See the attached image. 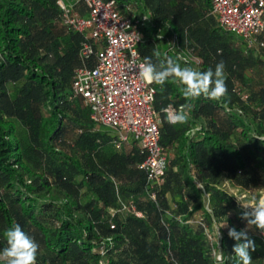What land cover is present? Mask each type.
<instances>
[{"label":"trees","instance_id":"16d2710c","mask_svg":"<svg viewBox=\"0 0 264 264\" xmlns=\"http://www.w3.org/2000/svg\"><path fill=\"white\" fill-rule=\"evenodd\" d=\"M113 1L138 23L142 60L181 57L199 71L222 61L227 95L192 100L187 122L172 125L162 109L188 103L181 86L151 84L166 166L149 189L144 152L115 148L71 98L88 40L62 24L57 0H0V250L19 224L39 245L37 264H238L235 228L255 243L252 264H264V232L223 188L264 192V77L253 86L248 73L264 65V32L248 47L218 26L210 0ZM74 10L87 15L83 2Z\"/></svg>","mask_w":264,"mask_h":264},{"label":"built area","instance_id":"2783aa9c","mask_svg":"<svg viewBox=\"0 0 264 264\" xmlns=\"http://www.w3.org/2000/svg\"><path fill=\"white\" fill-rule=\"evenodd\" d=\"M210 1L220 28L243 38L248 47L263 45L257 36L264 32V0ZM78 2L86 6L85 17L74 10ZM57 4L62 24L88 40L81 44V66L74 73L71 98L82 100L94 124L112 130L115 148L135 144L144 152L138 168L145 173L149 189L161 184L166 153L159 144L161 120L153 108L154 89L139 77L143 60L137 49L138 23L124 16L113 0H57ZM149 197L154 200V192ZM125 208L134 211L132 205ZM216 258L220 261V254Z\"/></svg>","mask_w":264,"mask_h":264},{"label":"clouds","instance_id":"9594fccd","mask_svg":"<svg viewBox=\"0 0 264 264\" xmlns=\"http://www.w3.org/2000/svg\"><path fill=\"white\" fill-rule=\"evenodd\" d=\"M159 56V53H154ZM176 60L168 58L166 62L159 65L152 62L151 57H145L139 65V77L148 84H156L163 87L171 78L179 84L181 94L188 103L181 105L178 110L171 108L162 109L167 113V121L172 125L184 124L188 120V112L191 108V101L201 96L214 101H220L227 95L225 65L221 61L216 64L215 69L209 68L206 71H199L185 64L181 66ZM163 166V161H161ZM245 209L251 208V212L245 211L243 218L249 225L264 232V200L255 204H242ZM230 238L237 241L233 247L238 264H252L249 252L256 250L255 243L247 235L246 231H237L231 228L228 232ZM7 247L0 250V262L3 264H37L39 245L35 239L29 236L19 224H14L4 233ZM242 241V242H241ZM222 258V257H221Z\"/></svg>","mask_w":264,"mask_h":264},{"label":"rangeland","instance_id":"374dc122","mask_svg":"<svg viewBox=\"0 0 264 264\" xmlns=\"http://www.w3.org/2000/svg\"><path fill=\"white\" fill-rule=\"evenodd\" d=\"M255 54L259 55L261 58H263L264 60V53L263 51H256ZM250 78L252 79V85L256 86V83L258 81L259 78L264 77V65L259 66L258 64L253 67L250 71H248ZM98 127V129L100 130H105V131H112L110 130L108 127L102 126V125H96ZM72 136V135H71ZM223 188L230 194L232 195L236 202L238 203V205L244 210V211H249L251 212V208L245 209L243 207L242 204H255L258 203L260 200H264V192H261L260 190H254L252 192H246L243 194H240L237 192L236 189L230 187L227 183L223 184ZM258 195V199L257 202L255 201V195ZM198 222H202L201 220V216L199 214H197L193 220H192V224L193 225H197ZM202 224V223H201ZM203 226V224H202ZM218 237L220 236L219 233L217 232ZM208 240V245L209 248L211 249V243H212V239H207ZM218 246V245H217ZM212 251V249H211Z\"/></svg>","mask_w":264,"mask_h":264}]
</instances>
